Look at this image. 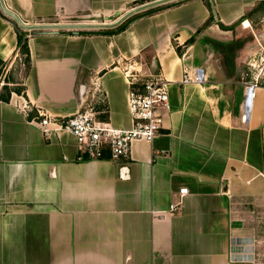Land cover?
<instances>
[{"label": "crops", "instance_id": "1", "mask_svg": "<svg viewBox=\"0 0 264 264\" xmlns=\"http://www.w3.org/2000/svg\"><path fill=\"white\" fill-rule=\"evenodd\" d=\"M150 1L4 3L38 24L114 21ZM213 2L211 22L210 0H175L131 16L119 33L29 37L26 95L0 100V264H264V88L242 121V79L264 39V0ZM16 49V30L0 14V68ZM130 62L170 82L171 114L151 143L133 142L128 159L79 161L68 130L46 136L36 124L41 113L73 115L89 98L100 120L131 128ZM197 67L206 83L182 84ZM185 187L181 211L170 213Z\"/></svg>", "mask_w": 264, "mask_h": 264}, {"label": "built area", "instance_id": "2", "mask_svg": "<svg viewBox=\"0 0 264 264\" xmlns=\"http://www.w3.org/2000/svg\"><path fill=\"white\" fill-rule=\"evenodd\" d=\"M124 75L130 84L128 103L133 121L131 128H116L110 122L100 120L95 105H92L93 102L89 101V98L73 115L55 118L41 113V119L37 120L36 124L46 136L50 134L51 128L68 130L80 146L79 161L103 159L106 154L115 161L128 159L134 141L144 140L151 143L165 128L171 114L170 82L160 74L144 72L142 66L135 62L125 65ZM180 82L184 85L205 84V69L197 67L191 73L185 71ZM242 84L245 87L242 121L248 123L257 91L264 88V39L257 42V50L247 63ZM22 109L28 113L30 108L26 105ZM120 178H129L126 166L120 167ZM188 192L185 187L174 194L168 207L170 213L178 214L181 211Z\"/></svg>", "mask_w": 264, "mask_h": 264}, {"label": "trees", "instance_id": "3", "mask_svg": "<svg viewBox=\"0 0 264 264\" xmlns=\"http://www.w3.org/2000/svg\"><path fill=\"white\" fill-rule=\"evenodd\" d=\"M157 8L158 7L151 8L148 10V12L153 13L156 11ZM0 14L6 19H8L13 24L16 30V33H17V49H16L17 52L16 53L18 54L16 56L15 64L11 66L10 68H8L9 65H5L2 68H0V100L4 102H10V99L13 93L20 94V95H26L25 79L27 77L28 71L31 66V54H30V49L28 46L29 37L46 34L47 31L24 30L13 19L8 17L1 10H0ZM127 20L124 21L119 26H117L116 28L102 30L101 33L105 35L119 33L122 30H124V28L126 27L125 23L127 22ZM211 21H213V15L211 16L209 22ZM38 22L39 23H59L60 21L56 18H45V19H40V21ZM209 22H207V24H209ZM57 32L58 33H71V34H85V32L83 31L60 30ZM195 40H196V36L189 39L185 43V46H189L193 44ZM31 116L29 115V117Z\"/></svg>", "mask_w": 264, "mask_h": 264}, {"label": "water", "instance_id": "4", "mask_svg": "<svg viewBox=\"0 0 264 264\" xmlns=\"http://www.w3.org/2000/svg\"><path fill=\"white\" fill-rule=\"evenodd\" d=\"M175 0H154L141 5H138L129 11L125 12L123 15L109 22H68V23H38V24H26L24 23L18 15L14 12L10 11L4 0H0V7L4 14L13 19L22 29L27 31H57V30H100V29H113L122 24L131 16L145 11L147 9H151L153 7H157ZM210 5L212 9V14L215 20H218V16L216 13V9L214 6L213 0H210ZM238 25V24H237Z\"/></svg>", "mask_w": 264, "mask_h": 264}, {"label": "rangeland", "instance_id": "5", "mask_svg": "<svg viewBox=\"0 0 264 264\" xmlns=\"http://www.w3.org/2000/svg\"><path fill=\"white\" fill-rule=\"evenodd\" d=\"M263 27H264V26H263ZM213 34H214L215 36L220 35V33H218V31L213 32ZM199 51H200V49H199ZM200 52H201V55H200V56H205L204 53H203V50H201ZM14 64H15V60H14V62L10 63V65H9L8 68H10L11 66H13Z\"/></svg>", "mask_w": 264, "mask_h": 264}]
</instances>
